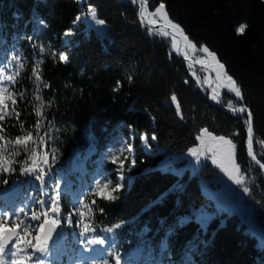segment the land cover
<instances>
[{
  "label": "trees",
  "instance_id": "obj_1",
  "mask_svg": "<svg viewBox=\"0 0 264 264\" xmlns=\"http://www.w3.org/2000/svg\"><path fill=\"white\" fill-rule=\"evenodd\" d=\"M141 4H148L151 21L179 25L188 57L212 69L215 58L224 65L226 74L214 71L219 102L252 112L255 155L264 163V0H0V67L13 77L7 107L0 106L6 113L0 152L6 158L18 152L15 171L0 172V189L30 196L24 213L33 236L45 217L31 220L32 212H47L49 197L59 194L64 218L75 208L61 189L67 177L78 182L71 166L85 159V178L97 181L104 196L97 186L91 190L73 226L83 231L87 224L105 240L108 264L117 255L125 264H264V173L249 158L246 116L214 104L205 70L176 56L177 39L174 47L171 33L148 26ZM228 76L241 88L242 102ZM205 128L236 145L246 184L233 193L201 137ZM29 133L25 144H15ZM23 147L35 153L46 183L20 171L29 156ZM109 194L115 199H106Z\"/></svg>",
  "mask_w": 264,
  "mask_h": 264
},
{
  "label": "snow or ice",
  "instance_id": "obj_2",
  "mask_svg": "<svg viewBox=\"0 0 264 264\" xmlns=\"http://www.w3.org/2000/svg\"><path fill=\"white\" fill-rule=\"evenodd\" d=\"M131 2L133 4L137 3V0H131ZM165 5L163 3H161L159 5V7L156 9V13H160L162 9H164ZM141 17L143 18L144 12H143V4H141V13H140ZM92 17L93 19L96 20V23L103 25L105 23L104 20L102 19H96V13L93 10L92 11ZM79 19V18H77ZM172 27L174 29H179V25H175L173 24ZM246 26H241L238 29V33H243L245 30ZM180 31L182 32L183 30L180 29ZM163 35H169V33H163ZM185 39H187V37H185ZM173 45L175 47V37L173 36ZM203 52L205 53H209L208 48H203L202 49ZM209 55H213L212 53H209ZM60 60L61 61H66L67 60V56L66 55H61L60 56ZM8 63H11V61H9ZM39 66V64H37V67ZM219 67L221 69L224 68L223 64H220ZM217 76L219 78V73H217ZM6 79L8 81H12L13 77L12 76H7ZM228 81L231 83V88L230 91L234 93L235 97L238 98L239 102H242L244 100V95L241 91V88L239 86L236 85V82L233 80V78L231 76L227 77ZM6 90V89H4ZM213 92L215 93V90H213ZM21 97H23V93L20 94ZM213 100L217 99V96L215 94H213L212 96ZM172 101H176L177 97L176 95H172L171 97ZM0 105H4V98L3 96H0ZM13 105H15V100H13ZM4 107H7V105H4ZM228 107L231 109V111L233 113H240V114H245L246 113V119H245V123L247 126V151L249 153V155L251 156V160L254 161L257 165H259V167L261 169H264V163H261V161L259 159H257V156L253 153L252 151V147H253V124H252V112L241 103L240 107H233V105L231 103L228 104ZM176 109L177 112L179 113V109H180V105L179 103L176 104ZM5 114L3 113V109H0V121H3L5 119ZM13 114L16 115L18 117L19 113H16L15 110H13ZM181 118L183 119V117L181 116ZM22 127V126H21ZM3 129L0 128V140H3L4 137L2 135ZM201 133H207L208 135H212L211 133L208 132V129H202ZM153 140L156 139V137L153 135L151 137ZM31 139V133L27 134L26 136L23 137H16L15 138V144L16 145H23L25 144V142L27 140ZM213 140L218 142V145L220 147V150L225 152V158L228 162V164L231 165V169H234L236 173H239L240 171V167L239 165L236 164V160H235V152L234 149L236 148V145L233 143V141L231 139L226 138L225 136H213ZM145 142L146 141V137H145ZM9 143H11V141H9ZM3 145H0V148H3ZM128 149L131 150V145H128ZM23 151L29 153L28 159H26L25 161H23L22 167L20 169V171L23 174H32L34 175V178L36 181H40L41 183H46L45 181V173H44V169L42 167H39L37 165L36 162V158H35V153L32 151V149L30 147H23ZM58 150L54 151L53 153V160L52 163H55V155L56 152ZM191 154L193 156H196L197 159H199V155H198V149L193 148L190 150ZM18 155V152L13 149L12 152L10 153V155L6 158L3 154V152H0V172H4V171H15V168L12 167V164L14 163V157ZM212 162L213 163H217V159H216V153L215 151H213V155L211 157ZM29 160H31V164H29ZM44 164L47 165V167L49 169H51L52 164L48 163L47 157H44ZM116 162L115 157L113 158V163ZM133 164L135 163V161L132 162ZM123 167V162L120 163V168ZM219 167L222 168L223 171H225L230 178H232L233 180H235L237 185H240L243 183V178H237L236 175H233V171L225 165V163H220ZM39 168V170H37ZM6 182V181H5ZM120 185H117L116 187H114L112 189V191H116L117 188H119ZM101 186L98 184L97 185V189L96 192L97 194L104 196V193L100 190ZM103 188L107 189L108 188V184L105 183L103 184ZM243 192L244 193H248L249 192V188L247 186L243 187ZM45 195H47V193H45ZM106 199H115L114 196H112L111 194L107 195L105 197ZM60 199L59 194H57L54 198L53 197H49V200L51 202V212L52 213H56L58 211V201ZM41 204L44 203V201L40 202ZM93 203H95V201H93ZM24 208L19 209V212H13L12 216L9 217V214L7 211H0V257H3L5 254V250L8 246L9 243H11V236H15V244L13 245L12 248H8L7 249V255L9 257H12V259L10 261H8V264H45V261L43 258H41L40 256H36L35 260H32L33 255H35L36 252L41 253V254H48V248H47V240L50 238L51 236V231L54 230V228L59 224V219H53L48 212H43V213H36V212H32L31 215V220L34 221H41V215H43L45 217L44 220H42L40 222V224L38 225V228H36V230L38 231V235L35 236H31V232L30 229L33 228V226L31 224H24V228H23V235H20L18 229H20V225L24 223L23 220H20V213H24ZM102 211V209H101ZM80 215H83L82 213H80ZM13 219V227L8 228L6 227L5 221L7 219ZM27 218V217H25ZM19 220L20 223H16V221ZM69 222H71L69 220ZM83 233L87 234L90 231V228L87 224H83ZM119 227V226H118ZM94 230V229H91ZM147 230V229H145ZM108 232H112L113 229L112 228H108L107 229ZM31 236V239H28V237ZM87 245L89 244H95V243H99V244H104L105 240L99 239H92V240H86V241H82ZM23 244L25 246V248H31V249H35V252L33 253H28L26 252L24 249L20 248V245ZM120 259L121 257L119 255L116 256L115 258V264H120ZM104 264H108V261L105 260Z\"/></svg>",
  "mask_w": 264,
  "mask_h": 264
},
{
  "label": "water",
  "instance_id": "obj_3",
  "mask_svg": "<svg viewBox=\"0 0 264 264\" xmlns=\"http://www.w3.org/2000/svg\"><path fill=\"white\" fill-rule=\"evenodd\" d=\"M148 5V4H147ZM146 5V6H147ZM145 6V7H146ZM145 7L143 8V12H144V9ZM143 21L150 27H153L155 29H161V30H166L168 31L169 33H171L176 39H177V44H176V48H175V54L176 56L182 60V61H185L186 63H188L189 65L191 66H196V67H199V68H203L205 70V72L207 73V77H208V90L212 93V94H215L217 96V99L216 100H213L214 104L217 105V106H220L222 107L223 109L231 112L233 115H242L240 113H233L231 111L230 108L228 107H224L220 104L219 102V98H220V95L217 91H215V93L213 92L214 89V86L216 84V78H215V75H214V71H220L222 74H226L227 73V70L225 69V67L223 69H221L219 67V65L221 64L219 62V60L217 58L214 59V64H213V69L208 65V63L206 61H200V60H195V59H192L191 57H188L187 55L184 54V51H183V40L181 38V36L179 35V33L177 32L176 29L172 28L171 26H168V25H165L164 23H161V22H156V21H151L147 15L144 13L143 15ZM227 82H229L227 80ZM246 116V113L243 114ZM252 124H253V147H252V151L253 153L255 154V147H254V116L252 114ZM209 132V130H208ZM211 133V132H209ZM212 135H208L207 133H201V137L206 140V141H215L213 140V136H216L215 134L211 133ZM249 158L251 159V156L249 155ZM252 161V160H251ZM253 164L258 168L260 169L263 173H264V169H261L259 167V165H257L254 161H252ZM221 168V167H220ZM222 175H223V178L225 180V183L227 185H230L229 184V175L222 170ZM231 191H232V188L230 187ZM242 201H244L246 199L245 196H240L239 197ZM62 233V227L60 224H58L54 230L51 231V236L50 238L47 240V244H52L54 242V240L56 239V237ZM15 240V236H11V243L8 244L7 248L11 246V244L13 243V241Z\"/></svg>",
  "mask_w": 264,
  "mask_h": 264
},
{
  "label": "rangeland",
  "instance_id": "obj_4",
  "mask_svg": "<svg viewBox=\"0 0 264 264\" xmlns=\"http://www.w3.org/2000/svg\"><path fill=\"white\" fill-rule=\"evenodd\" d=\"M183 51H184V47H183ZM184 54H185V52H184ZM186 55V54H185ZM206 61V60H205ZM207 62V61H206ZM208 63V65L211 67V64L209 63V62H207ZM191 66V65H190ZM215 75V74H214ZM215 77H216V75H215ZM1 78H2V76L0 75V96H1V92H2V89H3V83H2V80H1ZM208 84V77H207V83H206V86H208L207 85ZM214 89H215V91H217V90H221V87H220V85L217 83V81H216V84H215V86H214ZM210 92V91H209ZM218 92V91H217ZM211 93V92H210ZM212 94V93H211ZM213 95V94H212ZM219 95H220V93H219ZM220 99V98H219ZM203 141L205 142V144H207V145H209V148H210V151H211V154L213 155V151H215V153H216V159H217V166H219V164L220 163H225V165L226 166H228L230 169H231V165L230 164H228V162H227V160H226V158H225V152L224 151H222V150H220V147H219V145H218V142L217 141H206V140H204L203 139ZM235 152V151H234ZM253 163V162H252ZM232 171H233V175H236L237 176V178H241L242 177V175H241V173H240V171H239V173H236L235 172V170L234 169H231ZM243 178V177H242ZM224 183H225V181H224ZM243 183H245L244 182V179H243ZM242 183V184H243ZM229 187H231L232 188V190L234 189V185H235V187H237L238 185L236 184V182H235V180H233L232 178H230L229 177ZM246 184V183H245ZM241 185V184H240ZM231 193H233V192H231ZM241 196H245L244 194V192H243V190L241 191ZM246 197V196H245ZM58 213H59V211H57L56 213H52V212H50V214L49 215H52V216H54V217H56L57 215H58ZM22 249H24L26 252H28L29 253V251L27 250V249H25V248H22ZM54 257H53V254L52 253H49L48 255H46L45 256V258H44V261H45V264H54ZM35 259H33V261H34Z\"/></svg>",
  "mask_w": 264,
  "mask_h": 264
}]
</instances>
